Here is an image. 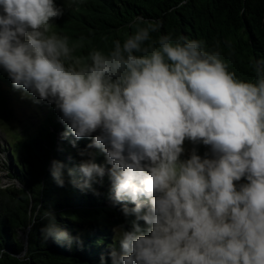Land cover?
<instances>
[{
    "label": "clouds",
    "instance_id": "clouds-1",
    "mask_svg": "<svg viewBox=\"0 0 264 264\" xmlns=\"http://www.w3.org/2000/svg\"><path fill=\"white\" fill-rule=\"evenodd\" d=\"M77 3L0 0V70L21 98L58 113L59 141L77 151L74 168L50 161L55 184L99 196L108 182L123 220L99 264H264V57L252 62L255 81L241 80L201 40H153L161 22L143 17L110 50L79 56L54 31ZM185 141L209 151L182 158ZM42 219L43 242L81 243L51 211ZM28 257L24 245L16 259Z\"/></svg>",
    "mask_w": 264,
    "mask_h": 264
},
{
    "label": "trees",
    "instance_id": "trees-1",
    "mask_svg": "<svg viewBox=\"0 0 264 264\" xmlns=\"http://www.w3.org/2000/svg\"><path fill=\"white\" fill-rule=\"evenodd\" d=\"M179 2L83 0L66 6L64 16L55 22L56 32L68 36L70 44L81 45L76 55L87 56L93 48L108 51L113 40L123 41L135 31L128 25L136 17L158 20L161 27L151 33L153 40L167 34L201 40L206 51H220L228 70L238 79L254 82L252 62L264 57V0H188L178 8ZM21 95L12 89L6 73L0 70V119L10 116L8 107L12 105L29 106L37 116L33 122L35 129L27 131L25 127L27 132L20 131L10 141L0 143V155L7 160L0 163V169L6 171L8 182L5 186L0 184V249L5 250L0 264H20L16 255L24 245H28L27 264H99L101 255L107 261L108 246L113 243L111 229L123 220L119 205L112 207L106 199L108 182L97 188L99 196L91 192L82 194L67 183L58 187L49 174L50 161H62L74 168L80 158L68 141H59L64 128L58 122V113L48 104L42 106L43 102L34 103ZM85 143L79 141L78 147L83 148ZM196 148L201 156L209 151L202 144ZM102 161L103 157L98 156L97 162ZM13 178H18L23 187L13 185ZM44 211L54 213L58 224L79 237L81 243L69 247L51 240L43 242L40 229L47 222L42 219Z\"/></svg>",
    "mask_w": 264,
    "mask_h": 264
},
{
    "label": "rangeland",
    "instance_id": "rangeland-1",
    "mask_svg": "<svg viewBox=\"0 0 264 264\" xmlns=\"http://www.w3.org/2000/svg\"><path fill=\"white\" fill-rule=\"evenodd\" d=\"M63 0H55L56 3H59ZM57 27V24H56ZM54 28V31H57V28ZM44 103V102H43ZM41 103V105H46V103ZM39 107V106H38ZM46 109V107H43V111ZM8 110L10 112V116L5 119H0V143L5 144L6 141H10V139L14 138L17 134L22 133L20 131H23L24 133L27 131H31L32 129H35V126L33 125L34 120H36L37 117L36 113L32 111L31 108L23 107L20 105V107H16L15 105L9 106ZM40 115V110L38 111V116ZM43 116V114H41ZM27 127V131H25L23 128ZM197 145H193L188 141H185L184 147H185V155L182 158H187L188 153L191 151L193 147H196ZM3 160H6L5 156L3 154L0 155V163L3 162ZM7 161V160H6ZM1 168V165H0ZM6 171L3 169H0V184L2 186L8 185L7 180L5 179V173Z\"/></svg>",
    "mask_w": 264,
    "mask_h": 264
}]
</instances>
